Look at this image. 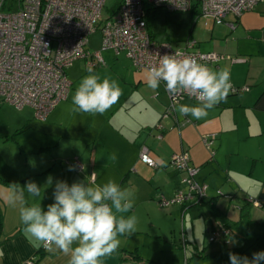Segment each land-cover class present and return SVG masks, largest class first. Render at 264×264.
I'll list each match as a JSON object with an SVG mask.
<instances>
[{"label":"crops","instance_id":"1","mask_svg":"<svg viewBox=\"0 0 264 264\" xmlns=\"http://www.w3.org/2000/svg\"><path fill=\"white\" fill-rule=\"evenodd\" d=\"M260 9H264V3L259 2L252 10L239 17L228 14L225 22H234L232 31L225 23L217 24L216 27L212 20L208 40L197 46L194 42L193 51L224 55L223 59L208 66L214 69L228 67L233 87L248 86V90L236 93L230 91L224 101L208 111L206 117L196 120L191 116H180L176 112V119L181 123L177 126L174 117L164 115L168 98L162 86L156 90L149 88L147 71L133 67L134 73L128 72L135 81V100L129 108H124L125 119L117 117L112 127L105 128V135L90 133L84 139L85 136L73 134L72 130L66 128L61 132L45 135L52 140L38 141L35 135L28 142L31 143L28 148L32 151H27L19 143L20 151L17 155L12 152L0 153V178L17 181L4 183L0 179V264H23L29 260H34V264H67L69 259L55 247L52 250L45 249L42 241L25 230L19 218V206L12 207L5 202L7 189L11 184L24 186L27 181L41 186L37 197H29L25 192L28 203L41 205L45 209L53 202L56 180H65L69 185L76 181L102 185L113 179L122 188L131 190L134 194V207L123 215L137 217V231L131 236H120L119 249L110 257L104 258V264H146L149 260L165 264H181L182 261L183 264H189L191 257L196 254L193 253L186 259L182 250V239L188 244L184 231L186 221L187 218L196 221L204 216L200 225L206 227L205 231L209 227L207 224L210 223L211 226L216 219L233 230L236 229L235 223L242 224L243 230L247 226L246 233H239L233 247L247 249L255 243L258 247L262 246L259 250L264 251V244L260 242L264 240V210L247 205L243 200L245 195H251L264 202V53L260 49L264 46V34L258 30V23H251L252 20H257ZM193 12L198 13V8L195 7ZM149 31L156 40L152 23ZM232 58H242L244 61L235 62ZM254 63L262 69L259 76L254 73ZM252 81L255 82L251 83ZM179 104L197 106L198 102L185 98ZM131 107L135 114L128 116ZM30 121L27 118L19 120L15 127L21 128L16 133L23 131ZM34 122L37 129L46 125ZM158 123L162 124L161 129L156 127ZM58 133H61L60 136H56ZM208 133L217 135L213 144V159L209 157L201 141V136ZM158 135H162V138L158 139ZM155 140L159 142L157 145L161 147V151H154L152 148ZM142 145L149 147L150 156L157 164L156 168L139 161V148ZM182 149L188 153L190 163L199 168L196 180L209 186L208 198L202 204L187 208L174 204L168 209H161L154 197L159 192L163 193L162 187L166 195L174 193L180 174L170 168L168 163L170 156ZM112 153L117 156L115 166V161L110 159ZM29 154H33L35 159H30ZM73 157H77L83 164V171L80 173L68 170L72 164L66 162L72 161ZM99 165L102 170L98 168ZM92 173H95V178L91 181L89 177ZM49 176L53 179L51 185L46 183ZM215 190L233 195L234 198H220L223 195L215 194ZM236 205H240L241 209ZM230 207L237 210H231ZM161 216L172 219L173 223L166 225ZM194 221H191L192 235ZM177 226L180 227L178 246L174 236ZM253 227L262 229L256 232ZM168 237H171L172 244L166 240ZM223 249L213 245L209 251L221 254ZM179 250L184 253L181 255ZM132 253L138 254L142 259L134 260L131 258ZM222 259L227 258L224 256ZM192 263L202 264V260L192 259Z\"/></svg>","mask_w":264,"mask_h":264},{"label":"built area","instance_id":"2","mask_svg":"<svg viewBox=\"0 0 264 264\" xmlns=\"http://www.w3.org/2000/svg\"><path fill=\"white\" fill-rule=\"evenodd\" d=\"M5 1L0 0V99L17 109L30 106L35 117L45 120L68 95L70 81L66 69L77 59H84L88 69L104 65L100 51L123 53L135 69L146 71L150 65L158 64L157 54L179 52L207 65L223 59L224 55L216 52L193 51L194 42L187 41L184 48L179 49L170 43L156 41L147 27V7H162L168 11L196 7L200 14L220 24L228 14L239 17L264 0H114L115 4L109 8L108 0H17V8L12 11L3 10ZM225 23L230 29L235 27L234 22ZM100 24L101 47L90 51L86 47L89 35ZM231 60L244 61L242 58ZM160 85L168 98L164 115L174 117L180 126L175 107L185 98L196 99L186 94L172 97L166 92L164 83ZM231 90L235 88L232 86ZM239 90H248V87ZM156 127L161 129L162 124ZM216 136V133L201 136L212 155ZM138 159L151 167L156 166L147 145L139 148ZM75 164L81 170L78 160ZM169 164L177 171H185L186 175L171 198L158 199L160 207L198 203L206 197L208 186L196 180L198 168L190 165V157L184 149L172 154ZM247 201L264 209V202L255 197L249 196ZM206 231L209 243L230 244L233 232L228 226L217 222ZM181 244L186 252L183 239ZM23 264H34V260Z\"/></svg>","mask_w":264,"mask_h":264},{"label":"clouds","instance_id":"3","mask_svg":"<svg viewBox=\"0 0 264 264\" xmlns=\"http://www.w3.org/2000/svg\"><path fill=\"white\" fill-rule=\"evenodd\" d=\"M157 56L158 64L147 69L148 87L156 90L163 82L166 92L172 97L186 94L198 102L197 106L178 104L175 111L180 116L200 120L228 97L232 89L228 67L214 69L179 52ZM88 71L89 75L81 79L75 90L69 110L72 113L102 115L118 102L122 89L116 80L101 78L92 69ZM110 159L115 161L116 154L112 153ZM68 170L75 171L76 166L70 165ZM46 183H53L51 176ZM40 190L41 186L33 181H27L24 186L11 184L5 202L12 207L19 206V218L25 230L42 241L45 249L55 247L68 256L67 264H104V258L119 249V237L131 236L137 231V217L123 215L133 209L134 194L113 179L102 185L88 181L69 185L65 180H56L53 202L46 209L29 204L25 196L27 192L29 197H37ZM228 243L234 245L236 241ZM228 256L230 264L264 262V251L254 252L251 259L233 252Z\"/></svg>","mask_w":264,"mask_h":264},{"label":"rangeland","instance_id":"4","mask_svg":"<svg viewBox=\"0 0 264 264\" xmlns=\"http://www.w3.org/2000/svg\"><path fill=\"white\" fill-rule=\"evenodd\" d=\"M16 1L17 0H6L3 10L5 11L15 10L17 8ZM261 3H264V1H261ZM113 4H115L114 0L107 1L108 8L111 7ZM103 14L104 16L106 15L105 12H103ZM211 23H212L211 17H206L203 14L193 12V10L168 11L162 7L156 9L152 20V26L154 29V33L156 35V40L158 42L170 43L174 48H180V49L184 48V45L187 41L196 42L197 43L196 46L207 41L210 35L209 31H210ZM251 23L252 24L258 23V25L262 26V27L259 26L258 30L260 31V33L264 34V9H260L257 16V20L256 21L252 20ZM101 26L102 24L98 25L96 30L89 35V43L86 47L90 51L99 50L101 47V38H102ZM215 26L217 27L216 23ZM229 30L231 29L229 28ZM195 48L197 49V47ZM260 49L262 50V53H264V46H262ZM100 54L103 57L105 64L98 65L95 68H91L92 72L94 74L100 75L101 78L109 77L110 79H114L119 83L122 89V95L120 96L117 103L112 105L111 108L108 109L102 115L101 114L92 115L88 113H72L69 110L70 107L72 106V97L75 93V90L79 82L83 77L89 75V71H88L89 69L85 64V61L83 59L76 60L67 69V77L70 81V87L67 97L58 102L57 106L54 107L55 109L53 108L54 110L52 109L51 110L52 112L51 111L49 112L45 120H40L37 117H35L34 111L29 106H25L24 108L19 110L15 108L13 105L4 102L0 99V153L7 154L9 152H12L17 155L18 151H20L18 147L19 143H22L23 146L27 148V151H32V149L28 148V146H30L31 144L28 142L32 141L33 138H35L34 137L35 135L38 137V141H42V139L52 140L51 137L45 135H49L53 132L56 133L61 132L60 130L66 128L72 130L73 134H79L85 136L84 139L86 137H89L90 133L92 134L97 133L100 136H103L106 134L105 128L107 126L112 127L117 117L118 118L123 117L125 119L124 117L125 111L123 112V110L124 108H129L131 106L130 104L133 103V100H135L136 97V95L134 94V92L136 91V89H134L135 81L131 76L132 74L128 72L129 70L134 73L135 67L133 66L132 62L128 58H126V56L123 53H120L119 56H115L114 52H112L111 50H103L100 51ZM240 57L244 58L243 56ZM253 67H254L255 75L259 76L262 72L261 67L260 66L256 67V63L253 64ZM253 82L255 81H252L251 83ZM118 108H120V111H118ZM134 111L135 110H133V107H131L128 116L134 115L135 114ZM22 118L31 119V121L26 125L23 131L16 133V130L21 128V126L16 128L15 125ZM34 121H38L46 125L40 127L41 129H37V126L34 125L35 124ZM60 134L61 133H58L56 134V136H60ZM42 136H45V138H43ZM55 141H57V138H55ZM71 141L73 142V140ZM156 141L157 140H155V142L152 144V148L154 149V151H161V147H158L157 145V143L159 142ZM52 142L54 143V141ZM203 146L207 150L209 157L213 156L212 153L205 147L204 144ZM163 147L165 148L166 145ZM45 148L46 147H44V149ZM16 155L15 157H17ZM28 157H30V159H35L33 158V154H29ZM12 161H15V159H12ZM115 164L116 161L114 162L113 166H115ZM98 168L102 170L101 165H99ZM179 178L180 177H177V181H176L177 183L179 181ZM162 191L163 193L159 192L154 197L155 200L160 199L162 197L164 198L172 197L173 193L170 195H166L163 187H162ZM216 191H219L221 193L220 190H215V194ZM207 192H209V188ZM220 198H224V196ZM158 207L160 208V206ZM161 209H168V207H161ZM230 209L237 210L234 207L233 208L230 207ZM161 217L163 218L162 222H164L166 225L173 223L172 219H169L164 216ZM204 218L205 216L197 218L196 221H194V219L190 220L189 218H187L186 221V226L184 231L188 244L185 255L188 258L193 253L196 254L195 256L193 255L191 257L189 264H191L192 259L202 260V264H230L229 258L222 259V258H216V256L214 257L211 256L213 255V253H211L209 250L211 249V247H213V245L222 248L225 247L229 248V247H233V244H226V245L222 244L220 246L217 245L216 243H209L208 235L205 231L206 227L200 225V223L204 221L202 220ZM191 221H194L193 235H192ZM217 222H221V221L216 219L212 223L216 225ZM205 224H206V220H205ZM207 226H210V223L207 224ZM176 228L177 229L174 236L178 246V238L180 237L179 235L180 227L177 226ZM235 228H236L235 230L232 229L233 235L230 237V239L237 241L239 233L241 234L243 233V235L244 233H246L247 226H244V230H243L242 224L235 223ZM253 229L257 232V231H261L262 228L253 227ZM253 229L250 228L249 230L253 231ZM167 232L168 229H166V233ZM166 240H168V243L172 242L171 237L166 238ZM260 242L264 244V240H261ZM259 248H262V246L258 247L257 245H255V243H253L251 247L248 246L247 249L245 248L246 249L245 255L248 256L249 259H251L252 254L254 252L261 251L259 250ZM179 252L181 255L182 253H184L181 250H179ZM181 264H183V261L181 262ZM262 264H264V262H262Z\"/></svg>","mask_w":264,"mask_h":264},{"label":"trees","instance_id":"5","mask_svg":"<svg viewBox=\"0 0 264 264\" xmlns=\"http://www.w3.org/2000/svg\"><path fill=\"white\" fill-rule=\"evenodd\" d=\"M195 7H193V8H191L190 10H193ZM155 11H156V8H152V7H147V16H146V20H147V27H148V30H149V26L151 25V23H152V20H153V16H154V13H155ZM246 12V11H245ZM198 13H199V10H198ZM244 13V12H243ZM214 22V21H213ZM215 23V22H214ZM222 23H225V20H224V22H222ZM217 24V23H216ZM221 24V23H220ZM226 24V23H225ZM77 60H79V59H77ZM84 60V59H83ZM76 61V60H75ZM85 61V60H84ZM235 88V90L234 91H232L231 90V92H234V93H236V92H238V91H240L239 89V87H234ZM237 88V89H236ZM181 102V101H180ZM25 107V106H24ZM24 107H22V108H24ZM30 107V106H29ZM21 108V109H22ZM20 110V109H19ZM34 111V110H33ZM47 118V117H46ZM162 136V135H161ZM162 138V137H161ZM161 138H159V139H161ZM216 138H217V136H216ZM213 150H214V148H213ZM214 153H215V151H214ZM174 154V153H173ZM213 157H214V154H213V156H211V158L213 159ZM72 161H68V162H66V161H64V163L66 162V164H72V165H75L76 166V164H75V161L76 160H78V162L81 164V166L83 167V164L79 161V159L77 158V157H73L72 159H71ZM140 161V160H139ZM147 165V164H146ZM168 165L170 166V164L168 163ZM190 165H192L191 163H190ZM147 166H149V165H147ZM193 166V165H192ZM149 167H151V166H149ZM157 167V165L155 166V167H153V168H156ZM170 168H172L171 166H170ZM198 168V167H197ZM173 169V168H172ZM175 172H177L178 174H180L179 176H180V178H179V181H178V184H177V187H176V189H175V191L178 189V188H180L181 186H182V184H181V180L184 178V176L186 175V172L185 171H177V170H175V169H173ZM198 170H199V168H198ZM76 171L77 172H81V170H79L78 168H77V166H76ZM197 175V174H196ZM196 175H195V178H196ZM91 176L92 175H90V180L92 181V180H94V179H92L91 178ZM95 178V177H94ZM4 183H12V182H17V181H14V180H8V179H4V178H0ZM203 184V183H202ZM174 191V192H175ZM207 191H208V189H207ZM216 194H218V195H223V193H218V192H216ZM223 196H225V197H227L228 199H233L234 198V196L233 195H223ZM249 196H251V195H245L244 196V198H243V200H244V202L247 204V205H250V206H252V207H254L251 203H249L248 201H247V197H249ZM253 197V196H252ZM208 198V194H206V197H204L203 198V200H201L200 202H198V203H192V204H180V205H182L184 208H187V207H190V206H192V205H196V204H202L206 199ZM254 198V197H253ZM156 201V204L158 205V199L157 200H155ZM174 205V204H173ZM159 206V205H158ZM235 207H237L238 209H241V206L240 205H236ZM211 208H214V207H211ZM214 224L212 223V225L211 226H213ZM211 226H209V227H211ZM226 226H228L229 228H231L229 225H226ZM209 227H207V228H209ZM231 230H232V228H231ZM206 233H207V231H206ZM230 240H232V239H230ZM216 244H221L222 245V243H216ZM223 245H226V244H223ZM229 252H233V253H236V254H238V255H241V256H244L245 255V249H236L235 247H229V248H224L223 249V252L221 253V254H214L213 253V255H211L212 257H214V256H216L217 258H224V256H226V258L228 259L229 258V256H228V253ZM186 257V256H185ZM131 258H134V260H141L142 258L138 255V254H136V253H132V255H131ZM141 258V259H140ZM189 258V257H188ZM187 257H186V259H188ZM206 258V257H205ZM146 264H165V263H163V262H159V261H154V260H149V261H147L146 262Z\"/></svg>","mask_w":264,"mask_h":264}]
</instances>
